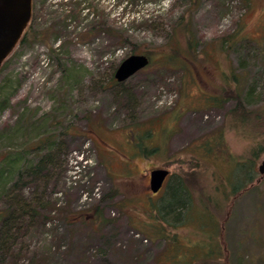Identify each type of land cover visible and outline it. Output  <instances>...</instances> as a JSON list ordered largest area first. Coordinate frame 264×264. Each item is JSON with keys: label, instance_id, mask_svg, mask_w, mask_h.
<instances>
[{"label": "rangeland", "instance_id": "1", "mask_svg": "<svg viewBox=\"0 0 264 264\" xmlns=\"http://www.w3.org/2000/svg\"><path fill=\"white\" fill-rule=\"evenodd\" d=\"M59 1L33 9L28 37L0 69V104L10 100L0 108V157L25 148L41 168L19 180L0 174V209L26 205L39 214L34 220L17 209L21 259L3 264H264V152L244 193L234 197L227 181L236 162L264 143V117L256 127L236 128L229 114L235 100L209 102L235 74L245 95L256 81L249 103L264 114V0H89L104 28L91 34L93 17L84 13L60 29ZM105 20L128 29L130 42L106 34ZM187 20L206 47L196 58L186 47ZM226 33L258 45L227 56L216 42ZM174 46L191 58L178 57L171 70L162 63ZM150 51L148 67L124 82L113 79L120 61ZM211 141L208 156L203 145ZM155 168L171 171L157 193L150 186ZM179 178L190 179L194 207L203 209L208 194L220 207L210 205L209 217L185 208L164 218L159 207Z\"/></svg>", "mask_w": 264, "mask_h": 264}, {"label": "trees", "instance_id": "2", "mask_svg": "<svg viewBox=\"0 0 264 264\" xmlns=\"http://www.w3.org/2000/svg\"><path fill=\"white\" fill-rule=\"evenodd\" d=\"M47 0H44L43 2L39 1V4H37L38 0H33V9L34 11H36L38 13V11L41 9V7L46 4ZM64 0L59 1L60 5L62 7L63 10H61V16H60V20H58V24L60 26V29L65 30L68 28V26L72 23L71 20L73 21H80V17L82 16V14L84 13V15L86 16V18H89L90 16H92V21L91 24L89 25V34H91L92 32H95L97 30H103V23L101 24V26L97 25L96 22V17L95 14L98 16V14L95 11H92L90 9L91 7V2L89 0H69L66 2H63ZM58 2V4H59ZM73 5V6H72ZM70 6V7H69ZM93 6V4H92ZM38 7V8H37ZM94 7V6H93ZM98 8V7H97ZM35 13V12H34ZM48 14V12H46ZM48 15L55 16V12L54 13H49ZM51 20V19H50ZM147 22H149V20H147ZM190 24L189 21L187 20L186 22H184V31H186V36L187 37V43H186V47L188 48V51H191V53L193 54L194 58H196V55H198L201 52H206V47H199V42L197 41V39L195 38V36H192L191 33V28H190ZM31 26L29 25L28 27H26V29L24 30V34L21 38V42L23 43L26 38L29 35V30H31ZM105 30H106V34H111L114 35L115 32V37L118 38V41H120L121 43H129L130 40L128 37V29L126 30V33H123L122 30L119 27H113L107 20H105ZM37 36V33H36ZM217 43H219V46H221L223 48V50L225 51L226 55L229 56L230 53L233 52L234 49L244 46L246 48H252L256 45H258L256 42H254L251 39H248L247 37H242L239 33H226L224 35H220L217 38ZM254 45V46H253ZM64 45L62 44L61 47H63ZM60 47V48H61ZM58 48V49H60ZM173 53L170 55H167V57H165V61L162 63V65L168 69L173 70L174 67H178V63L179 61H177L178 57H181L182 59H189L191 57L187 56L186 53H184V51H182L180 48H178L177 46L173 47ZM51 51H55L54 48L51 49ZM261 51V50H260ZM151 62L153 63L152 58V52H147L146 53ZM243 61H245V59L240 58V65L243 64ZM187 64V63H186ZM2 66V65H1ZM184 67V66H182ZM188 69V67L186 68ZM113 79H115V77L113 76ZM233 79H235L236 81L233 83H231L230 87L227 88H222V90L220 91V95H216V96H212L209 99V102L213 105V106H217V107H221L222 105L225 104V102H229L232 100H235L236 105L233 107V109H231L229 111V114L231 116V124L233 125V127H238V126H243L245 127H256V125H260L259 123L261 122V119L264 117V114L258 112L257 110H254L253 108L250 107V103H249V99L252 98V95L255 93L256 88H257V83L256 81H254V83L251 84L249 92L245 95L243 93V91H241V86L238 85V81L240 82V79H238V77L233 74ZM116 80V79H115ZM241 83V82H240ZM239 83V84H240ZM9 99H4L3 102L0 104V108H2L4 105H8L9 104ZM258 121V122H257ZM257 122V123H256ZM249 135H253V130L249 129ZM223 135V133H222ZM141 135H133L132 137V142H136L139 144V152L141 153H145V154H149V149L144 145V143H142V138H140ZM214 141H216V137H212ZM211 141L208 142L206 144L203 145V147H206L207 149V153L205 155L211 156L212 153H214V144L215 142ZM217 148L220 149V147L222 146L221 141H216ZM259 148H257V150H255V152H253V155L251 157V159L246 160V161H237L236 162V168H237V172L235 175V179H228L227 181L229 183L233 184V191L231 194H233L234 197H238L240 196L242 193H244L247 188L249 183H254V180L256 179V176L258 174V170H256V164L258 161V157L260 156L261 153L264 152V143L260 144L258 146ZM26 149L22 148V149H17L16 151H7L5 152L4 155H2V157H0V174L3 175V177L7 178L6 175L7 172L10 173L11 175H15L17 176V179H21L22 177L24 178L29 177V175L33 176L38 173L40 171V165L39 164H31L29 163V159L27 157L24 156ZM9 155L10 157L12 156V159L9 160ZM25 174V175H23ZM193 178H191L192 180ZM178 181L174 184V186L171 187V190L168 192V198L164 201V203L162 205H160V209H159V213L165 218L166 216L169 215H174V214H179V212L182 210H185V208H187V211L190 213V211L195 208V210L201 214V216L205 215L207 217H209L211 215V213L209 212L212 209V206L217 207V205L219 206V201L218 198L215 195H211L208 194V198L207 200L202 199L203 202V209H199L193 206V201H192V196H191V192L189 193V188H187V184H185V181L188 182V180H190L189 178H179L177 179ZM4 184V183H3ZM180 198H184V202H177V199ZM212 205V206H210ZM14 209H9V207L7 209L3 208L0 209V264L5 263V261L7 260H13V261H17L21 259V250L19 248H17V243H18V239L19 236L21 234V231L24 228L23 222L20 220V216L23 213H29L31 214L32 218L34 220H36L39 216L38 213H34L31 210H28V206L24 205V206H20V205H15L14 204ZM220 207V206H219ZM232 208V209H231ZM22 212L17 213L18 210ZM200 211H199V210ZM187 213V212H185ZM228 213L231 215L233 213V207H230V211L228 210ZM227 217V216H226ZM167 218V217H166ZM228 219H230L229 217H227L225 219V221L227 222ZM226 248V247H225ZM225 251L227 252L228 249ZM230 254V252H229ZM231 255V254H230ZM213 256V255H212ZM20 257V258H19ZM19 258V259H18ZM32 262V260H31ZM31 262H29L28 264H31ZM19 264V263H18Z\"/></svg>", "mask_w": 264, "mask_h": 264}, {"label": "water", "instance_id": "3", "mask_svg": "<svg viewBox=\"0 0 264 264\" xmlns=\"http://www.w3.org/2000/svg\"><path fill=\"white\" fill-rule=\"evenodd\" d=\"M32 14L33 0H0V69L4 60L21 40ZM120 62L114 72L118 82L126 81L151 64L149 56L144 53L131 54ZM259 170L264 174V161ZM170 175L171 171L168 168H155L151 172V190L154 193L159 192Z\"/></svg>", "mask_w": 264, "mask_h": 264}, {"label": "flooded vegetation", "instance_id": "4", "mask_svg": "<svg viewBox=\"0 0 264 264\" xmlns=\"http://www.w3.org/2000/svg\"><path fill=\"white\" fill-rule=\"evenodd\" d=\"M31 18H32V17H31ZM30 20H31V19H30ZM30 22H31V21H30ZM29 24H30V23H29ZM28 26H29V25H28ZM28 26H27V27H28ZM64 132H66V131L64 130ZM67 133H69V132H66V134H67ZM170 176H171V175H170ZM170 176H169L168 178H170ZM168 178H167V179H168ZM166 182H167V180L165 181L164 185L166 184ZM165 187H166V185H165L161 190H163Z\"/></svg>", "mask_w": 264, "mask_h": 264}]
</instances>
